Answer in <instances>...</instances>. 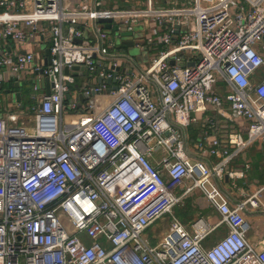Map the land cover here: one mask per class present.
Returning a JSON list of instances; mask_svg holds the SVG:
<instances>
[{
  "label": "built area",
  "instance_id": "built-area-1",
  "mask_svg": "<svg viewBox=\"0 0 264 264\" xmlns=\"http://www.w3.org/2000/svg\"><path fill=\"white\" fill-rule=\"evenodd\" d=\"M185 5L0 0L8 17L0 21V40L37 44L45 32L51 39L47 65L34 63L32 53H4L0 70L53 78L50 94L26 119L0 118V264H243L246 258L264 264V246L256 251L247 243L251 227L242 215L245 206L264 210L259 192L230 208L203 188L225 173L237 151L215 138L208 155L219 162L190 165L185 154V131L207 107L248 121L239 149L264 144V0ZM99 20H110L111 28ZM138 26L147 31L145 70L107 34L117 27L115 33L133 35ZM84 71L88 78L78 86ZM219 83L226 87L222 96ZM74 85L78 90H70ZM64 112L71 122L64 124ZM186 181L191 186L178 195ZM196 188L228 227L209 249L201 241L217 225L199 218L190 235L172 215ZM165 215L168 231L151 246L144 233Z\"/></svg>",
  "mask_w": 264,
  "mask_h": 264
},
{
  "label": "crops",
  "instance_id": "crops-1",
  "mask_svg": "<svg viewBox=\"0 0 264 264\" xmlns=\"http://www.w3.org/2000/svg\"><path fill=\"white\" fill-rule=\"evenodd\" d=\"M160 1L168 6L180 5V0H155L156 5ZM105 7H112V5L105 3ZM7 18L0 11V21H5ZM50 45L51 39L46 32L43 35V40H40L37 44L27 43L19 45L13 41L0 40V55L6 53L15 56L17 54L32 53L35 61L37 58L41 60V64H45L47 61L46 51H48ZM115 49L124 51L125 46L115 47ZM36 63H38V60ZM31 74L32 72L30 71H23L20 72L19 76H14L9 69L0 70V90L6 87L11 90L12 94H19L18 102L12 96L13 104L11 103L10 106H4L0 109L2 110L0 111V118L6 119L8 115L14 114L19 120H23L25 117L22 116L24 115V110L31 111L33 107L38 105L40 97L46 93V83L44 81V88L40 89L37 84L32 83V77H29ZM82 83L84 82H80L77 79L78 86H81ZM23 84L30 85L31 92H25ZM35 86L37 90L34 89ZM225 89V85L219 83L217 93L222 96L225 94ZM35 93L39 94V97ZM33 102H35L34 105L32 104ZM221 110L207 107L205 112L195 115L196 122L185 131L188 143L185 153L187 161L190 165L196 162L207 164L219 162L220 159L218 157H209L208 151L210 148L209 142L212 139L221 140L225 149L229 152L237 151V153L229 160L223 175H213L206 179L203 185L204 190L208 193L213 191L216 202L218 204L225 203L230 208H235L242 204L248 196L255 192H259L258 199L264 203V144L261 141H256L239 149L237 142L245 140L249 123L244 119H231L226 112L223 113V110ZM68 118H71L70 115H68ZM209 119L214 124H210L207 121ZM198 143H202V147H199ZM159 151L161 150H157L155 153L157 154ZM156 154L154 155L159 158L160 156ZM191 184L190 181H186L178 188L177 194L184 193L185 189L190 187ZM172 215L190 235L194 234L192 226L199 218H202L208 227L217 225L216 229L201 241L203 249H209L228 233V227L220 223L218 211L208 204L204 193L197 188L190 190L182 197L180 202L173 207ZM242 215L251 227L246 235V241L256 251H259L264 246V210L262 208L251 209L245 206L242 209ZM183 223H187V227L190 230ZM149 229L151 227L147 230ZM145 233L144 236L151 246L156 247L160 243L150 241ZM243 264L258 263L252 258H246Z\"/></svg>",
  "mask_w": 264,
  "mask_h": 264
},
{
  "label": "rangeland",
  "instance_id": "rangeland-1",
  "mask_svg": "<svg viewBox=\"0 0 264 264\" xmlns=\"http://www.w3.org/2000/svg\"><path fill=\"white\" fill-rule=\"evenodd\" d=\"M146 0H104V2L106 4H110L112 5V7H108V8H128L131 6H142L144 4ZM159 1V0H158ZM168 1H172V0H168ZM188 2H190V0H187ZM65 3H68V0H64ZM78 1L75 3V6L78 5ZM171 7H176V8H186L187 5H185V0H180V5H174V6H168L164 3H160L158 5L155 6V8L160 9V8H171ZM182 30L184 31V28H182ZM124 30L122 29L119 33H115L111 31H107L108 36L113 40L115 45H121L123 41H133L134 42V46L127 48L125 47L124 51L126 52L127 55H129L132 58L133 63L137 64L138 66L142 67L144 70L147 69L149 62H150V53L144 49L145 47V34H147V31H144L142 27H136L135 29V33L133 35H131L130 37H121L120 33L123 32ZM89 35V30L85 31L84 34V38H87ZM29 43V42H28ZM29 44H33V43H29ZM140 47H143V49H141ZM38 60V63H36ZM41 60L36 58V61L34 60V63L36 64H41L40 63ZM33 74V73H32ZM30 75L29 77H32V83L34 82L35 84H37V86L40 87V89L44 88V78L41 77L40 79H38V77L36 75ZM88 78V73L84 71V75L83 77L79 78L78 80L80 82H85ZM96 82V80L94 78H92V83L94 84ZM24 85V90L25 92H31V88L30 85ZM9 89H7L6 87H4L2 90H0V109H2L4 106H10V104H13V100H12V96L13 94L10 92L8 94H5L4 91H7ZM32 94V93H31ZM71 97H74L75 92L70 93ZM35 95H37L39 97V94L35 93ZM33 105L35 104V102L32 103ZM27 108V107H26ZM2 111V110H0ZM32 114V111L30 110H24V118L26 119L28 117V115ZM63 118H64V124L66 122H71L70 119L68 118V113L64 112L63 114ZM29 125H31V123H28ZM156 154V153H154ZM156 155L162 156L161 151H159ZM155 156V155H154ZM157 157V156H155ZM175 212V210H174ZM185 224L186 228L188 230L189 227H187V223H183ZM170 225V216L169 215H165L164 219L159 220L157 223H155L151 229L146 231V235L148 237V239L150 241H154L155 243L160 242L162 236L168 231V227ZM82 239V238H81ZM83 240V239H82ZM84 241V240H83ZM85 242V241H84ZM100 242L102 243V245H105L103 243V240L100 239Z\"/></svg>",
  "mask_w": 264,
  "mask_h": 264
},
{
  "label": "water",
  "instance_id": "water-1",
  "mask_svg": "<svg viewBox=\"0 0 264 264\" xmlns=\"http://www.w3.org/2000/svg\"><path fill=\"white\" fill-rule=\"evenodd\" d=\"M99 23L103 24V27L106 30H109L111 28L110 20H99ZM175 28L177 30L179 29L178 26H176ZM177 30H176V34H177ZM114 31L115 32L117 31V27L114 28ZM130 36H131V33H129V32H121V37H125L126 38V37H130ZM76 42L79 43L80 41H76ZM122 45L127 47V48H130V47L133 46V43L131 41H123ZM46 55H47V61H46V63L44 65H47L49 63V52L48 51H46ZM171 64H173V62H171ZM191 65H193V63ZM72 70H77V67H73ZM81 70H82V68H81ZM68 71H69V69L66 68L65 69V73H67ZM44 81L46 83V94H50V88L52 87L53 78L50 76L48 78H44ZM108 83H110V82L108 81ZM73 89L78 90V87L75 86V85L74 86H70V90H73ZM10 92H11V90L4 91L5 94H8ZM13 98L16 99V101L18 102L19 101V94L18 93L13 94ZM83 98L84 97L82 95H79V101H82Z\"/></svg>",
  "mask_w": 264,
  "mask_h": 264
},
{
  "label": "trees",
  "instance_id": "trees-1",
  "mask_svg": "<svg viewBox=\"0 0 264 264\" xmlns=\"http://www.w3.org/2000/svg\"><path fill=\"white\" fill-rule=\"evenodd\" d=\"M120 47H124V46H120Z\"/></svg>",
  "mask_w": 264,
  "mask_h": 264
}]
</instances>
